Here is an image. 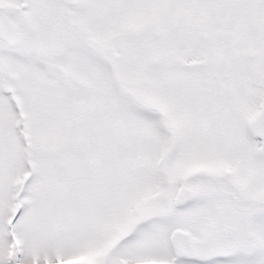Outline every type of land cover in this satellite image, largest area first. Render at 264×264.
<instances>
[{
	"label": "snow or ice",
	"instance_id": "snow-or-ice-1",
	"mask_svg": "<svg viewBox=\"0 0 264 264\" xmlns=\"http://www.w3.org/2000/svg\"><path fill=\"white\" fill-rule=\"evenodd\" d=\"M0 264H264V0H0Z\"/></svg>",
	"mask_w": 264,
	"mask_h": 264
}]
</instances>
